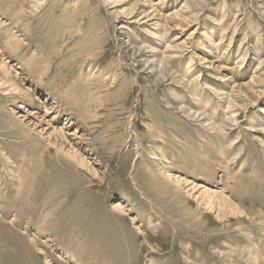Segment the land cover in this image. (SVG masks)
I'll list each match as a JSON object with an SVG mask.
<instances>
[{
  "label": "rangeland",
  "instance_id": "rangeland-1",
  "mask_svg": "<svg viewBox=\"0 0 264 264\" xmlns=\"http://www.w3.org/2000/svg\"><path fill=\"white\" fill-rule=\"evenodd\" d=\"M0 264H264V0H0Z\"/></svg>",
  "mask_w": 264,
  "mask_h": 264
},
{
  "label": "bare ground",
  "instance_id": "bare-ground-1",
  "mask_svg": "<svg viewBox=\"0 0 264 264\" xmlns=\"http://www.w3.org/2000/svg\"><path fill=\"white\" fill-rule=\"evenodd\" d=\"M131 12H133V11H131Z\"/></svg>",
  "mask_w": 264,
  "mask_h": 264
}]
</instances>
